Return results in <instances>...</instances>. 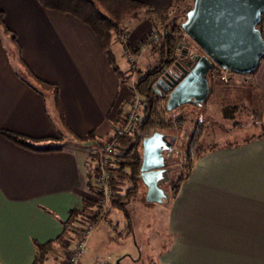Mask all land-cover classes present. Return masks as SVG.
Returning <instances> with one entry per match:
<instances>
[{
    "label": "crops",
    "instance_id": "obj_1",
    "mask_svg": "<svg viewBox=\"0 0 264 264\" xmlns=\"http://www.w3.org/2000/svg\"><path fill=\"white\" fill-rule=\"evenodd\" d=\"M140 1L153 14L138 12L124 27L126 41L120 42L126 54H137L136 61L142 42L157 30L153 19L161 21L171 7L186 0ZM0 10L27 66L58 85L68 127L80 137L93 132L96 140H106L123 112L117 93L124 81L116 78L93 31L70 14L42 7L38 0H0ZM261 32L264 39V14ZM8 43L0 40V264H32L35 243L55 239L70 209L95 200L90 161L95 142L67 137L52 96L26 81L16 49ZM148 44L154 48L155 42ZM10 50L19 70L12 66ZM252 75L251 104L264 113V56ZM130 78L132 88L136 77ZM2 130L59 139L61 147L32 150L6 138ZM260 135L204 152L175 199L168 192L167 242L159 249L157 264H264V133ZM69 239L74 241L71 230ZM62 249L52 248L46 264L64 258Z\"/></svg>",
    "mask_w": 264,
    "mask_h": 264
},
{
    "label": "trees",
    "instance_id": "obj_2",
    "mask_svg": "<svg viewBox=\"0 0 264 264\" xmlns=\"http://www.w3.org/2000/svg\"><path fill=\"white\" fill-rule=\"evenodd\" d=\"M38 2L46 9L70 14L87 25L96 35L109 65L121 80L124 79V75L116 65L111 47L112 41L122 34L124 27L131 22L138 12H143L148 17L153 14V10L140 0H38ZM190 7L184 10L183 20L185 19L186 11ZM166 18L167 14H164L161 17V21H165ZM259 28L261 29V23ZM158 35L159 37L161 36L160 34ZM3 38H7L16 49L17 61L23 69L26 81L33 87L52 96L58 122L67 137L79 142H95L90 149V161H92L93 172L101 153L102 144L108 138L106 140H96L93 132L80 137L68 127L59 100L58 85L36 76L27 66L21 56V49L16 34L6 26L3 11L0 10V40L2 41ZM160 38L162 40L160 55L157 56L155 61L150 64L148 69L132 86V89L142 96L144 102L142 118L137 121L131 134L124 135L119 139V143L112 153L114 164L112 165L111 188L113 193L110 196V205L117 203L123 210H125V204L129 202L131 196L137 193L138 182L141 181L140 164L143 138L152 135L154 132H161L163 129L180 128L184 122L183 116L173 114L174 109L171 111L166 110L167 94L160 93L155 83L163 75L166 67L172 65L174 61H179L187 69H190L195 63L194 55L188 45H186V41H183L185 38L181 22L172 23L169 30H165ZM185 49L188 50V53L185 52ZM219 76L220 67L214 65L207 74L209 96L206 102L224 105L225 112L223 114L226 117H231L238 106L243 108L245 104L248 106L251 104L252 90L238 84H225L220 80ZM227 110L231 113L229 114ZM203 128V124H198L189 136L184 158V168L187 171L185 174L175 178L171 183L169 188L171 200L175 199L181 183L190 175L196 159L201 155L199 139L203 133ZM1 133L14 143L36 151H50L61 147V143L58 142L59 139H50L48 141L47 138H30L7 130H2ZM94 207L95 200H83L80 209H70L68 218L61 222V233L55 239L45 243H35L36 255L32 264H46L47 253L55 246L61 245L69 231L77 226V219L81 217L95 218ZM116 264L121 263L118 262Z\"/></svg>",
    "mask_w": 264,
    "mask_h": 264
},
{
    "label": "rangeland",
    "instance_id": "obj_3",
    "mask_svg": "<svg viewBox=\"0 0 264 264\" xmlns=\"http://www.w3.org/2000/svg\"><path fill=\"white\" fill-rule=\"evenodd\" d=\"M192 4L193 0H186L184 3L174 5L165 13L167 14L165 21L153 19L157 28V30L153 31L155 34L154 48L151 44H148L147 39L142 42L140 45L142 53L136 61L135 69H131L133 61L129 60L123 45L116 38L112 41L111 47L116 65L124 75L122 80L124 81V89L117 93V99L123 101L119 105L120 107L122 106L123 112L128 109L133 93H137L129 86L130 77L132 76L133 78L135 75L137 80L148 69L150 64L155 61L157 56L160 55L162 48L160 37H162L165 30H169L172 23L183 21L184 10L192 6ZM58 15L60 17H69L60 13ZM158 34L161 36L159 37ZM184 38L185 40L183 41H186V45H188L194 57L202 53L198 45L187 34ZM4 43L9 46L7 38H4ZM185 52L188 53V50L185 49ZM14 53V51L10 50L11 63L16 70H19L20 66L16 62ZM134 55L138 58L137 54L134 53ZM116 78L120 79L118 76ZM240 86L252 89V86ZM139 96L142 98L141 95ZM47 103L50 105L49 108L52 109L51 98H47ZM173 112L174 115L183 116L184 122L180 128L161 130L165 136H174L171 148L162 152L167 167V175L160 186L167 194L175 178L185 174L187 171L184 168L186 145L190 134L198 124H203L204 126L203 133L199 139V151L201 154L216 146L228 143H241L264 133V113L256 110L252 104L249 106L245 104L243 108L238 106L231 117H226L223 114L225 112L224 105L210 104L206 101L200 106L184 104L174 109ZM228 113L230 114L231 112L228 111ZM139 117L140 119L142 118V111ZM138 185L137 193L131 196L129 204H127V211H124L119 204L113 203L109 207L108 218L99 220L95 224L91 236L79 256L81 263L116 264L121 262L122 264H131L136 262L135 264H157L159 249L167 242L164 225L168 211V198L162 203L147 202L145 199L146 187L142 180L138 182ZM68 234L61 242V245L59 244L55 247L62 249V245L68 240ZM73 246L74 241L69 239L68 247L73 248ZM57 256L61 257L59 250H57ZM62 259L64 258L54 264H60L63 261Z\"/></svg>",
    "mask_w": 264,
    "mask_h": 264
},
{
    "label": "water",
    "instance_id": "obj_4",
    "mask_svg": "<svg viewBox=\"0 0 264 264\" xmlns=\"http://www.w3.org/2000/svg\"><path fill=\"white\" fill-rule=\"evenodd\" d=\"M264 14V0H193L181 22L182 30L198 45L202 53L187 69L179 61L166 67L155 83L164 84L166 110L184 104L200 106L209 96L207 74L214 66L238 73H252L264 56V39L259 24ZM154 132L142 140L140 178L146 187L147 202L162 203L168 194L160 186L164 169L160 167V143Z\"/></svg>",
    "mask_w": 264,
    "mask_h": 264
},
{
    "label": "built area",
    "instance_id": "obj_5",
    "mask_svg": "<svg viewBox=\"0 0 264 264\" xmlns=\"http://www.w3.org/2000/svg\"><path fill=\"white\" fill-rule=\"evenodd\" d=\"M186 33H184V36ZM155 34L152 31L148 36V42L155 40ZM117 40L124 43L126 41V32L118 35ZM147 44V42H146ZM129 60L132 62V68L135 69L137 62L131 52L127 53ZM134 58V59H133ZM220 80L225 84L236 83L246 87H251L253 84L252 73H238L228 69L220 68ZM143 99L137 93H133L129 107L124 111L120 117L118 125H116L109 134L108 140L104 141L101 147V153L98 157L97 163L93 171L92 185L95 191V218H79L77 219V226L71 230L74 237L73 248L68 247V240L64 246V259L60 264H78L79 256L83 251L95 224L99 220L106 219L110 207V196L113 191L111 188V181L113 176L112 153L119 143V139L127 134H131L135 128L137 121L140 119V112L143 110ZM142 108V110H141Z\"/></svg>",
    "mask_w": 264,
    "mask_h": 264
},
{
    "label": "flooded vegetation",
    "instance_id": "obj_6",
    "mask_svg": "<svg viewBox=\"0 0 264 264\" xmlns=\"http://www.w3.org/2000/svg\"><path fill=\"white\" fill-rule=\"evenodd\" d=\"M162 80L163 82L162 83H167V79L165 76L162 75ZM160 83L156 88L157 90L163 94V88H164V84ZM159 133H162V132H159ZM163 134V133H162ZM173 138L174 136H165L164 134L159 137V138H156L154 140L158 141L160 143V148H161V162L163 163V165L160 167L161 169H164V172H163V175H164V178L166 177L167 175V167H166V164H165V158H164V155H162V152L164 150H168L169 148H171L172 144H173Z\"/></svg>",
    "mask_w": 264,
    "mask_h": 264
}]
</instances>
